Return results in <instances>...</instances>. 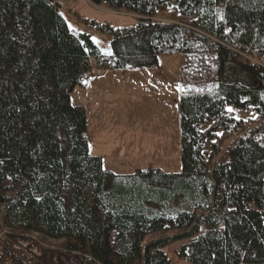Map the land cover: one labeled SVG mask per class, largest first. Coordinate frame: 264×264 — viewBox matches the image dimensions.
<instances>
[{"label": "trees", "instance_id": "trees-1", "mask_svg": "<svg viewBox=\"0 0 264 264\" xmlns=\"http://www.w3.org/2000/svg\"><path fill=\"white\" fill-rule=\"evenodd\" d=\"M89 1L135 15L115 26L75 12L112 37L111 54L69 26L59 0H0V223L10 240L64 241L56 254L30 245L35 264H171L166 247L180 241L192 264H264V0ZM160 53L185 56L181 172L114 174L90 153L87 113L70 93L91 59L155 67Z\"/></svg>", "mask_w": 264, "mask_h": 264}, {"label": "rangeland", "instance_id": "rangeland-1", "mask_svg": "<svg viewBox=\"0 0 264 264\" xmlns=\"http://www.w3.org/2000/svg\"><path fill=\"white\" fill-rule=\"evenodd\" d=\"M59 1L69 26L79 33L91 34L104 54H111L112 37L87 27L75 12L115 26L132 25L136 21L135 15L125 10H111L104 4L94 5L89 0ZM184 62L182 54L160 53L155 67L109 69L98 67L96 60L91 59L87 78L71 91L70 100L72 104L84 106L88 117L90 153L102 158L104 168L117 175L139 169L181 172L179 97ZM8 233L0 223V264H9L12 256L24 259L23 254L28 255L29 264H35L39 256L29 249L30 245L44 253L56 254L64 250L63 240L26 233L17 234L20 239L12 242ZM171 233L154 234L147 240ZM183 242L166 247L171 264H192L177 253Z\"/></svg>", "mask_w": 264, "mask_h": 264}, {"label": "built area", "instance_id": "built-area-1", "mask_svg": "<svg viewBox=\"0 0 264 264\" xmlns=\"http://www.w3.org/2000/svg\"><path fill=\"white\" fill-rule=\"evenodd\" d=\"M75 34V33H74Z\"/></svg>", "mask_w": 264, "mask_h": 264}]
</instances>
